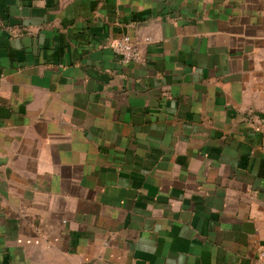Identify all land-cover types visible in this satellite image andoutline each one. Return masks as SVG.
I'll return each mask as SVG.
<instances>
[{"label": "crops", "instance_id": "obj_1", "mask_svg": "<svg viewBox=\"0 0 264 264\" xmlns=\"http://www.w3.org/2000/svg\"><path fill=\"white\" fill-rule=\"evenodd\" d=\"M263 132L264 0H0V264H252Z\"/></svg>", "mask_w": 264, "mask_h": 264}, {"label": "built area", "instance_id": "obj_2", "mask_svg": "<svg viewBox=\"0 0 264 264\" xmlns=\"http://www.w3.org/2000/svg\"><path fill=\"white\" fill-rule=\"evenodd\" d=\"M113 51L122 59L124 64H132L141 60V54L137 50L130 35H124L112 45ZM260 151L264 154V132L260 145ZM252 264H264V248H260Z\"/></svg>", "mask_w": 264, "mask_h": 264}]
</instances>
